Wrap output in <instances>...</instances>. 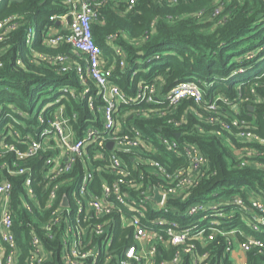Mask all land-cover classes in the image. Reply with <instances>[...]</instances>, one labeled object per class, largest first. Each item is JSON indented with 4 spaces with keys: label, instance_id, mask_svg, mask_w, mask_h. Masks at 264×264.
Segmentation results:
<instances>
[{
    "label": "trees",
    "instance_id": "trees-1",
    "mask_svg": "<svg viewBox=\"0 0 264 264\" xmlns=\"http://www.w3.org/2000/svg\"><path fill=\"white\" fill-rule=\"evenodd\" d=\"M68 11L66 0H0V22L12 26L9 30H0V135L7 143L23 148L25 143H16L15 139L26 140L29 133L36 136L41 125L40 115L45 114L48 121L60 105H65L70 114H79L75 127L80 136L95 118L88 107V99L90 96L98 99L97 85L88 79L90 93L82 100L71 97L65 88L83 91L84 85L76 69L63 72L62 63L56 57L76 54L70 43L50 45L48 42L56 25L51 17ZM97 11L99 18L93 22L94 39L110 62L116 57L113 44L125 53L127 65L123 69L118 63L112 79L129 97L137 96L142 83L158 86V93L164 97L185 81L197 82L205 93L202 105L195 103L192 97H185L172 106L162 101L130 103L120 108L121 114H129V124L140 131L146 143L152 142L158 147L156 151L141 153L142 162L137 165H133L134 153L121 152L129 164L130 174L126 179L143 184L144 188L149 183L160 187L169 177L152 162L159 163L170 175L190 164L185 155L168 153L159 143L160 135L180 143H194L208 159L204 174L185 195L169 198V211H159L149 206V201L142 203L146 213L142 223L155 226L167 238L166 227L169 225L156 221H174L178 226L196 221L198 214L188 212L190 204L209 203L217 197L235 195L247 199L248 191L264 200V169L237 161L234 148H241L244 143L237 139L239 128L233 124L234 120L246 121L251 130L253 128L252 131L264 139V0H137L131 9L125 0H105ZM34 26L37 27L35 37ZM249 39L259 44L247 45ZM246 53L254 56L248 60L244 58ZM55 91L54 103L42 107L34 115L37 101ZM257 97L261 99L254 102ZM246 99L250 101L246 102ZM211 100L216 101L217 110L209 109ZM231 101L240 104V113L231 108ZM249 104L253 109H249ZM150 109L158 111L150 116L140 114L141 110ZM98 116H101L99 111ZM97 125L102 126L100 120ZM127 132L134 135V130ZM248 144L259 153L249 159L264 162V144ZM6 160H15V152H3L0 166ZM38 161H41L40 157ZM17 164L30 165L21 161ZM40 165L38 162L31 164L35 175V199L26 197L25 175L6 173L13 184L11 209L22 252L19 264H27L31 237L35 233L54 250L53 259L47 264H66L57 249L59 245L47 238L44 226L68 191L66 187L59 189L56 203L42 211L40 208L47 204L49 192L44 191V183H41ZM2 172L6 171L0 170V174ZM131 191L138 196L142 189L131 188ZM119 220L116 216V224ZM228 220L236 227L248 228L239 214ZM115 231L112 251L123 257L125 248L133 243V231L131 227L123 229L120 225ZM257 235L264 241V234ZM224 242L220 238L208 247L199 246V252L204 254L217 246L219 256ZM160 247L156 264L172 258L176 251L173 247ZM224 264L233 262L225 258ZM249 264H264V251L252 252Z\"/></svg>",
    "mask_w": 264,
    "mask_h": 264
},
{
    "label": "built area",
    "instance_id": "built-area-1",
    "mask_svg": "<svg viewBox=\"0 0 264 264\" xmlns=\"http://www.w3.org/2000/svg\"><path fill=\"white\" fill-rule=\"evenodd\" d=\"M104 1L66 0L69 11L51 17L56 25L52 28L54 32L48 39L49 44L70 43L76 54H61L56 60L62 63L63 72L69 68L76 69L84 85L83 91L70 87L65 88V91L74 99L82 100L90 93V87L86 83L88 79L98 87V99L94 96L88 99V107L95 118L83 135L80 136L75 127L79 114H70L65 105L58 106L53 118L48 121L44 118L45 114L40 115L41 125L36 136L29 133L26 140H20L19 137L15 139L16 143H25L23 148L7 143L0 135V159L3 152H15V160H6L0 166L1 171H6L0 174V264H19L22 254L11 209L13 184L6 173L25 175L26 197L35 199V175L31 166L35 162L41 164L38 173L42 177L44 191L49 192L47 204L40 208L42 211H47L56 203L59 189L66 187L68 191L61 197L59 207L52 210L51 219L44 226L47 238L59 245L57 249L66 264H156L160 245L176 248L174 256L163 259L160 264H184L185 260L188 264H224L225 258H229L233 264H249L252 252L264 251V241L257 235L264 234V200L252 191H248L247 199L242 195H235L229 198L217 197L209 203L190 204L188 212L198 214L199 217L183 226H178L174 221L157 220L160 224L169 225L166 227L167 238L155 226L142 223V218L146 216L142 203L149 201V206L159 211H169V198L183 197L204 174L208 159L196 144L187 141L180 143L160 135L159 143L168 153L185 155L190 164L176 169L175 174L170 175L159 163L152 162V165H158L162 174L169 177L168 182L160 187L149 183L144 188L143 184L126 179L130 174L129 164L121 152L134 153L133 165H137L142 162L139 158L141 153L145 150L156 151L158 147L152 142L146 143L140 131L129 124V114H121L120 108L124 104H153L162 101L169 102L172 106L185 97H192L195 103L202 105L205 93L197 82L185 81L176 85L164 97L158 93V86L142 83L137 96L129 97L112 79L118 63L123 69L126 67L125 53L113 44L116 57L114 61L107 62L103 48L94 39L93 22L98 20L97 7ZM125 1L131 9L137 0ZM11 28L6 22H0L1 31ZM260 99L257 97L253 100L257 102ZM248 101L250 100L246 99ZM230 104L235 112H241L239 103L231 101ZM250 106L252 104H249V109ZM208 107L210 110H217L216 101L211 100ZM98 111L101 113L100 117ZM157 111L158 109L141 110L140 114L150 116ZM99 120L102 126L97 125ZM43 123L47 125L44 126ZM233 124L239 128L237 139L244 143L241 148H234L237 161L242 165L254 164L264 169V162L248 159L258 153L248 143L264 144V139L254 133L246 121L234 120ZM225 127L229 128L228 125ZM131 130H134L133 136L127 132ZM111 142L112 148L109 147ZM91 147L93 148L89 150ZM38 157L41 161H38ZM17 161L30 165L20 166ZM97 161H100L98 165ZM79 164L81 169H78ZM131 188L142 191L136 196ZM64 197L68 200L66 206L62 204ZM237 214L248 228L230 224L228 219ZM116 216L120 219L117 224ZM117 225L123 229L131 227L133 231V243L125 248L123 257L112 251ZM220 238L225 242L219 256L217 246L204 254L199 252V246L208 247ZM30 253L27 264H47L54 256V250L36 233L31 237Z\"/></svg>",
    "mask_w": 264,
    "mask_h": 264
},
{
    "label": "rangeland",
    "instance_id": "rangeland-1",
    "mask_svg": "<svg viewBox=\"0 0 264 264\" xmlns=\"http://www.w3.org/2000/svg\"><path fill=\"white\" fill-rule=\"evenodd\" d=\"M33 32H34V37L36 36V32H37V27L36 26H34V30H33ZM246 44L248 45V44H256V45H258L259 44V42L258 41H255V40H253V39H249V40H247L246 41ZM254 55L253 54H249V53H246L245 55H244V58H246V59H251L252 57H253ZM56 94H57V92L55 91V92H51V93H49V94H45V95H43L38 101H37V104H36V108H35V111H34V115H37V113H38V111L43 107V108H47V107H49L50 105H52L53 103H54V100H55V98H56ZM42 108V109H43ZM249 159V158H248ZM248 188V187H247ZM260 199V198H259ZM203 220H205V218L203 219ZM200 224H201V222H199ZM204 223V222H203Z\"/></svg>",
    "mask_w": 264,
    "mask_h": 264
},
{
    "label": "water",
    "instance_id": "water-1",
    "mask_svg": "<svg viewBox=\"0 0 264 264\" xmlns=\"http://www.w3.org/2000/svg\"><path fill=\"white\" fill-rule=\"evenodd\" d=\"M18 1H22V0H18ZM250 109H253V106H250ZM109 147H110V148L113 147V143H112V142L109 143ZM62 204L65 205V206L68 204V200H67L66 197H64V199H63V201H62Z\"/></svg>",
    "mask_w": 264,
    "mask_h": 264
},
{
    "label": "crops",
    "instance_id": "crops-1",
    "mask_svg": "<svg viewBox=\"0 0 264 264\" xmlns=\"http://www.w3.org/2000/svg\"><path fill=\"white\" fill-rule=\"evenodd\" d=\"M104 58H105V61L110 62L107 55Z\"/></svg>",
    "mask_w": 264,
    "mask_h": 264
}]
</instances>
